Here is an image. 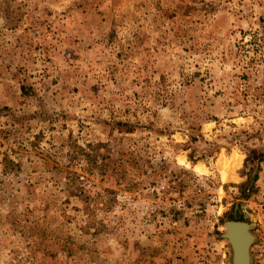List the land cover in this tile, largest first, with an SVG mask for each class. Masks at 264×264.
Returning <instances> with one entry per match:
<instances>
[{"label":"rangeland","instance_id":"obj_1","mask_svg":"<svg viewBox=\"0 0 264 264\" xmlns=\"http://www.w3.org/2000/svg\"><path fill=\"white\" fill-rule=\"evenodd\" d=\"M230 217L264 264V0H0V264H232Z\"/></svg>","mask_w":264,"mask_h":264},{"label":"water","instance_id":"obj_2","mask_svg":"<svg viewBox=\"0 0 264 264\" xmlns=\"http://www.w3.org/2000/svg\"><path fill=\"white\" fill-rule=\"evenodd\" d=\"M250 228V224L240 220L224 222L223 236L232 248V264H250V246L253 241Z\"/></svg>","mask_w":264,"mask_h":264},{"label":"trees","instance_id":"obj_3","mask_svg":"<svg viewBox=\"0 0 264 264\" xmlns=\"http://www.w3.org/2000/svg\"><path fill=\"white\" fill-rule=\"evenodd\" d=\"M120 174H121V177H125V175L127 174V170L123 168L122 171L120 172ZM229 220H240L241 221V220H243V217H241L240 219H236L234 217H230Z\"/></svg>","mask_w":264,"mask_h":264},{"label":"bare ground","instance_id":"obj_4","mask_svg":"<svg viewBox=\"0 0 264 264\" xmlns=\"http://www.w3.org/2000/svg\"><path fill=\"white\" fill-rule=\"evenodd\" d=\"M182 161H183V159H182ZM195 169L198 170V171H205V168H203V166L201 164H197L195 166Z\"/></svg>","mask_w":264,"mask_h":264}]
</instances>
